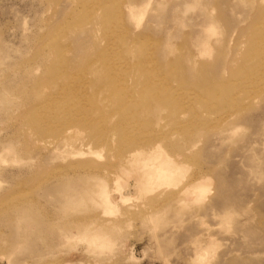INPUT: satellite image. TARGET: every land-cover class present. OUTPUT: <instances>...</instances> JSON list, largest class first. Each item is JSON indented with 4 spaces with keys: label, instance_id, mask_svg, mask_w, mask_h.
Segmentation results:
<instances>
[{
    "label": "rangeland",
    "instance_id": "obj_1",
    "mask_svg": "<svg viewBox=\"0 0 264 264\" xmlns=\"http://www.w3.org/2000/svg\"><path fill=\"white\" fill-rule=\"evenodd\" d=\"M125 1L0 0V264H264V0H148L130 22ZM204 4L217 27L206 53L193 43ZM108 14L127 33H106ZM121 36L137 40L131 55ZM126 117L152 138L140 155L158 141L176 164L170 186L136 184L140 171L122 161L134 146L121 142L144 139ZM98 123L109 144L95 139ZM80 177H99L109 203L94 185L96 197L61 210L59 191ZM118 185L141 195L123 203ZM101 222L110 234L93 240Z\"/></svg>",
    "mask_w": 264,
    "mask_h": 264
},
{
    "label": "bare ground",
    "instance_id": "obj_2",
    "mask_svg": "<svg viewBox=\"0 0 264 264\" xmlns=\"http://www.w3.org/2000/svg\"><path fill=\"white\" fill-rule=\"evenodd\" d=\"M148 0H137V1H130V0H126L124 2L127 3L125 5L122 6V18L123 19H126L127 22H130L131 20V15L132 14H140L142 11H141V4L142 3H145L147 2ZM95 6H98L97 8L101 10V8H99V6H104L105 7V11L106 9V6L105 4H103V2H99L97 1V5L95 3ZM131 7H133V10L131 9ZM204 7V8H203ZM200 9V12L202 13V15L204 16L205 19H203V21H201V25H202V28L200 29V33L198 35H196V37L194 38L193 40V43L194 44H197L199 45L200 47H203L202 51L203 52H207V49L209 50L210 48L208 47V45L212 44L208 42V39L210 40L212 37V34H214L215 32H217V27H212V25L215 23V20H209L208 18V14L210 13V10L209 8L207 7V4H204V6H202L201 8V5L199 7ZM118 11V10H117ZM120 12V11H118ZM82 13V12H81ZM178 14V13H177ZM187 14V13H186ZM189 14V13H188ZM74 14H72V17H73ZM90 15V14H89ZM185 15V14H184ZM192 15V14H191ZM76 17L78 15H75ZM79 18V17H78ZM101 18V17H100ZM113 18V15L110 16V14H108V16H106V23H107V29L105 30L106 33L108 34H111L113 35V31H116L117 32H120V34H123L125 31L127 33V30L126 28L127 27H122V25H118V21H115L116 24L111 23L109 21V19H112ZM120 18V17H119ZM180 18V17H179ZM179 18H175V21L178 23L180 20L182 21V19H179ZM95 20V19H94ZM183 20H185V18H183ZM114 21V20H112ZM132 21V20H131ZM97 22V20H96ZM94 23V22H93ZM121 23V22H120ZM81 24V23H80ZM91 24V23H90ZM100 24V23H99ZM73 25V24H72ZM67 26V25H66ZM90 26V25H89ZM100 26V25H99ZM83 27V26H82ZM129 27V26H128ZM77 28V27H76ZM137 28V27H136ZM199 28V27H198ZM129 29V28H127ZM186 30V29H185ZM188 30V29H187ZM67 32L69 30H66ZM136 31V30H135ZM64 32V31H62ZM88 32V30H87ZM190 32V31H189ZM192 34V32H190ZM187 34L189 35V33L187 32L186 33V36ZM190 34V35H191ZM134 35V33H133ZM57 36V35H56ZM69 37V35H67ZM66 36V38H67ZM89 36V35H88ZM72 37V36H71ZM70 37V38H71ZM74 37V36H73ZM107 37L109 38L108 40H113L109 35H107ZM125 37H127L125 35ZM131 37V36H130ZM189 37V36H188ZM65 38V39H66ZM89 38V37H88ZM95 38V37H94ZM190 38V37H189ZM53 40V38H51ZM103 39V38H102ZM130 38H123L122 36L117 38L116 39V42L118 46H121L123 48V52H121L120 54L122 56L126 55L127 54H130L131 55V49L134 47L132 44H138L137 40H129ZM138 39V38H137ZM61 42V40H60ZM63 42L66 43V41L64 40ZM56 43V41H55ZM53 44V43H51ZM59 44V43H58ZM113 44V42H112ZM161 44V43H159ZM192 44V42H191ZM91 46V45H90ZM93 46V45H92ZM159 46V45H158ZM163 46V45H162ZM193 46V45H192ZM54 47V46H53ZM94 47V46H93ZM108 47V45H107ZM206 47V48H205ZM89 48V47H88ZM91 48V47H90ZM89 48V49H90ZM95 48V47H94ZM118 48V47H117ZM130 48V49H129ZM56 51L58 52L60 48H58V46L56 45L55 47ZM58 49V50H57ZM93 49V48H91ZM90 49V50H91ZM113 50L116 48H112ZM65 50V49H64ZM54 52V53H57V52ZM92 51V50H91ZM93 52V51H92ZM99 52V51H98ZM203 53V54H205ZM91 54V53H90ZM103 54V53H102ZM105 55V53H104ZM198 55H201V52H199ZM57 56V54H56ZM102 56V55H100ZM129 56V55H128ZM186 56V55H185ZM115 58V55L113 56ZM134 57V56H133ZM187 57V58H186ZM183 59V61H185L184 59H186V61H191L192 57L188 59V56H186ZM199 57V56H198ZM202 57V55H201ZM204 57V56H203ZM206 57V56H205ZM125 58V57H124ZM126 59V58H125ZM147 59V58H146ZM146 59L144 60V62L146 61ZM63 60V59H62ZM61 60V61H62ZM113 60V59H112ZM115 60V59H114ZM129 60V58H128ZM148 60V59H147ZM135 61V60H134ZM99 62V61H98ZM115 64H117L115 61H113ZM111 62V63H113ZM143 61L141 62V64L139 65V67H141L144 63ZM95 63V62H94ZM109 63V61H108ZM121 63V62H120ZM129 63V62H128ZM132 63V62H131ZM66 64V63H65ZM64 64V68H68L67 65ZM110 64V63H109ZM123 64V63H121ZM158 64V63H157ZM95 65H97L95 63ZM118 65V64H117ZM117 65H113L109 67V69H111L110 73L108 74L109 75V79H110V83H109V88L111 87V92L112 93H118V91L121 90V88L118 87V82H121L122 84H124L121 80V77H116L115 74L116 73H113V69L115 68L116 69V66ZM127 65V64H126ZM130 65V64H129ZM103 66V65H102ZM63 67V66H61ZM126 67V66H125ZM124 67V68H125ZM131 67V66H130ZM56 66H55V69L56 70ZM102 69V68H101ZM122 69V68H121ZM127 69V67H126ZM254 70H252L251 72H253ZM61 72V71H60ZM100 72V71H99ZM249 71V73H251ZM138 73H141V72H138ZM59 74V73H58ZM61 74V73H60ZM133 74V73H132ZM142 74V73H141ZM102 75V74H101ZM179 77L180 79L184 80L186 79V77L184 75H181L179 74ZM183 77V78H182ZM112 81V82H111ZM145 85V84H144ZM159 105H163L162 103H157ZM158 105H152V104H148L147 107H149L150 109H156L158 108L157 107ZM146 107V106H145ZM142 109H144V105L143 104H140L138 105L136 108H135V111H141ZM71 120H75L74 117L70 118ZM105 119V118H104ZM86 122L89 124L91 122V118H86ZM124 124L126 125H129L130 126V129H131V132L133 131H136L137 133L141 134V139H144V141L140 140L139 141V137L136 136V137H132V138H129V139H122V142H121V151H126L127 147L129 148L130 146H134L132 147V154L129 153L126 157H123L122 161L124 163V161H126L128 164L129 162L131 163L130 165L132 166L133 170H136L137 171H140L137 172L138 173V177H136V184L139 185V186H144V193H148V192H152L154 190L157 191V189H160L162 187H164V185L166 186H170V184L174 181V179L177 177V174H178V169L175 167L176 164L174 162H171L169 160V158H167L166 156H164L161 151L159 150V145H158V141L149 145V147L145 150V156H142L140 154H144V150H140V149H137V146L138 145H144V143H150L152 138L151 137H144V133H143V127H144V123L142 124H137L135 122V120H132L131 118L129 117H126L124 118ZM234 126V125H233ZM94 128V136H95V139L99 140L101 143L103 144H109L110 143V139L108 138V135H107V131H105V129L101 128V124H97V125H93L92 126ZM154 134V133H153ZM126 134H122V136H124ZM68 136V135H67ZM67 136H63V138L60 140V145H63L65 147H69L70 146V143H69V140L66 139ZM153 137V136H152ZM154 138V137H153ZM144 142V143H143ZM140 143H143V144H140ZM58 148V147H57ZM128 152H130V150L128 149L127 150ZM139 154V155H138ZM138 155V157L142 160H144V163L142 165L138 164V165H133V159L134 157H136ZM125 162V164H126ZM125 164H123L125 166ZM127 165V164H126ZM130 166V168H131ZM128 167V166H127ZM120 168V167H119ZM129 169V168H128ZM100 178L99 177H90V178H87V180L85 181H82L81 180V177L80 178H75L74 181L72 183H67L66 187L64 188V193L62 194V191H59L61 193V196L60 198L58 199V207L63 210V211H70V206H75L77 204H79V200L80 198L84 195L85 196H92V197H96V195L98 194V199L101 200V202H106V203H109V200L107 199L106 195H105V191L102 189V187L100 186L101 183H100ZM200 180H197V181H193L189 184H186V186L182 187L180 190H178L177 192H175L174 196H179L180 198L179 199H182L181 197H189L190 194L194 191L195 187H197L198 185H200ZM70 185V186H69ZM81 186L83 185V190H80V191H76L77 187L75 186ZM98 186L99 185V188L96 192V195L93 193V188L95 186ZM79 186V187H80ZM93 186V187H92ZM162 186V187H161ZM126 189V185H118L115 189H117V191L121 192L122 191V195H121V201L124 203V202H127V201H130V200H133L134 198H138L140 197V188H135V189H128L126 191H124L123 193V190L124 188ZM129 188V186H128ZM84 193V194H83ZM188 194V195H187ZM137 206V205H135ZM112 210V209H111ZM155 215H152L151 217L154 218ZM231 216L226 213V215H224V219H230ZM103 224L104 223H99L97 225L96 228H93L91 229L92 232L91 234H89L90 236H92L91 238H93V240H95L96 237H101V236H104V235H108L110 233L106 232L104 230V228L102 229L103 227ZM110 229L109 230H112L111 227H109ZM102 230V231H101ZM70 233V231H67V228L66 227H62L60 230H59V234H58V237H65V234L68 235ZM101 243V242H100ZM101 246H103V243H101ZM204 251V250H203ZM206 252V251H205ZM203 253V252H202ZM2 262V259H0V263Z\"/></svg>",
    "mask_w": 264,
    "mask_h": 264
}]
</instances>
